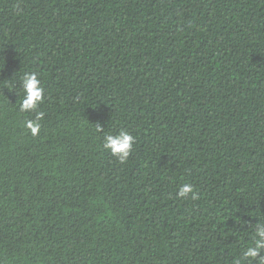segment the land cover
Returning a JSON list of instances; mask_svg holds the SVG:
<instances>
[{
  "label": "trees",
  "instance_id": "16d2710c",
  "mask_svg": "<svg viewBox=\"0 0 264 264\" xmlns=\"http://www.w3.org/2000/svg\"><path fill=\"white\" fill-rule=\"evenodd\" d=\"M258 230L264 0H0V264H237Z\"/></svg>",
  "mask_w": 264,
  "mask_h": 264
},
{
  "label": "clouds",
  "instance_id": "9594fccd",
  "mask_svg": "<svg viewBox=\"0 0 264 264\" xmlns=\"http://www.w3.org/2000/svg\"><path fill=\"white\" fill-rule=\"evenodd\" d=\"M23 99L20 104L21 111H32L36 109L43 99V87L41 81L36 72L25 73L23 82ZM43 113L37 112L34 120L26 121L25 126L28 128L33 136L37 135L40 130L39 120L42 118ZM98 131L102 129L98 126ZM135 143V137L131 134L121 130L118 134H105L103 138V148L111 153V155L117 157L121 162L127 160L129 157L133 144ZM194 189L191 184H184L180 187L177 196L184 198L189 193H193ZM197 197L193 194L192 199ZM259 229V226H258ZM259 239L253 238L251 244H249L246 250L243 251L242 257L237 261V264H243V261L258 260L259 264H264V256H260V252L264 249V230H258L255 234Z\"/></svg>",
  "mask_w": 264,
  "mask_h": 264
}]
</instances>
